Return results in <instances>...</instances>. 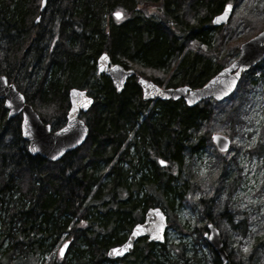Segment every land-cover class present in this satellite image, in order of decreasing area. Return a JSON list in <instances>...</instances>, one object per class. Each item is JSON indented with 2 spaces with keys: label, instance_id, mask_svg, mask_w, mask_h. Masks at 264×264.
<instances>
[{
  "label": "trees",
  "instance_id": "16d2710c",
  "mask_svg": "<svg viewBox=\"0 0 264 264\" xmlns=\"http://www.w3.org/2000/svg\"><path fill=\"white\" fill-rule=\"evenodd\" d=\"M140 1L48 0L36 23L40 0H0V74L16 85L42 121L54 130L62 125L73 86L87 88L94 98L84 115L86 141L58 161L28 151L20 115L9 120L0 99V246L6 242L0 264L207 263L195 253L169 258L165 244L145 238L123 259H111L107 251L125 241L148 207L169 211L185 198L184 160L203 147L217 162L208 179L193 173L192 182L211 198L223 178L215 173L225 164L211 135L221 132L234 139L241 133L254 75H264L263 66L244 71L226 99L189 107L182 99L143 100L135 77L117 90L109 76L97 73L96 60L106 52L112 63L134 69L136 77L166 87H200L239 54L243 41L264 29V15L250 4L236 16L242 0H145L159 7L156 19L138 9ZM228 2L234 4V15L214 26L213 17ZM120 9L128 17L118 23L113 12ZM45 20L52 37L47 47L42 45ZM240 21L250 30L241 41L236 38ZM225 48L228 53L219 58ZM25 74H35L33 94L23 84ZM159 157L167 166L159 164ZM176 217L169 227L181 228ZM67 240L70 246L60 259L56 248ZM49 247L54 258L40 262ZM229 255L231 264H244L243 258L235 263ZM211 263L222 264L215 257Z\"/></svg>",
  "mask_w": 264,
  "mask_h": 264
},
{
  "label": "rangeland",
  "instance_id": "374dc122",
  "mask_svg": "<svg viewBox=\"0 0 264 264\" xmlns=\"http://www.w3.org/2000/svg\"><path fill=\"white\" fill-rule=\"evenodd\" d=\"M144 1L139 3V6L144 9L143 13L150 14L156 19L160 18L159 7L144 4ZM250 4L252 7H256L255 12L258 15H264V0H242L235 15H240L241 11L245 12L247 5ZM260 11L262 12L260 13ZM48 22L44 21L42 29L44 32L42 45L45 47L52 41V37L48 33L51 24ZM239 23L236 38L241 41L246 39L250 30L243 21ZM195 45L196 43L193 44V47ZM205 47L202 49L204 50ZM220 53L219 58L228 53L227 48L222 49ZM261 65L264 71V62ZM34 76L35 74H31L27 77L25 74L23 81L24 86L32 94L36 89V85L33 83ZM254 76L256 77V87L251 91L248 103L244 108L246 124L240 130L242 134H236L234 148L221 156L225 164L222 167V172H216L215 176L219 179L222 174L223 178L217 184L210 199L205 196L204 188L193 184L192 175L194 173L208 179V176L214 171L213 167L217 162V156L214 153L211 156L210 150L203 147L193 157L184 160L182 179L186 185L185 198L175 201L169 211L166 209L164 211L167 213L169 221L174 220V214H176L177 223L182 225L181 227H185L188 232L180 230L179 227L168 228L164 252L169 258L178 256L180 253L190 257L195 253L197 257L205 258L206 264H212L209 247L195 236V233L190 232L194 226L204 223L202 215L207 216L204 207L208 205V215L220 229L233 261L238 263L243 258L244 264H264V75L256 73ZM21 78L23 75L19 73L18 79ZM63 121L65 122V120L62 119V124ZM250 212H253L252 215ZM194 217H197L198 220L194 221ZM234 225H238L237 228ZM243 227L246 229L241 230L240 228ZM245 230L246 233H244ZM257 245L259 247L254 249ZM5 246L6 242H3L0 250ZM245 247L249 249L247 252L244 251ZM59 248L60 246L56 248L58 257ZM53 250L49 247L39 261L46 262L50 258H54ZM124 263L128 264L126 261Z\"/></svg>",
  "mask_w": 264,
  "mask_h": 264
},
{
  "label": "water",
  "instance_id": "95a60500",
  "mask_svg": "<svg viewBox=\"0 0 264 264\" xmlns=\"http://www.w3.org/2000/svg\"><path fill=\"white\" fill-rule=\"evenodd\" d=\"M46 2L47 0H42L40 13L36 17V23L40 21ZM222 12L223 10L213 17L212 22L214 26L224 25L232 15L233 8L227 14L226 19L216 22L215 18ZM105 55L107 56L106 60L102 59ZM261 62H264V29L243 42L240 45V52L237 58L228 66L221 68L200 87L195 88L181 85L164 88L142 77L138 79V83L142 88L144 100H151L156 97L161 100L182 99L189 107H194L205 99L213 98L216 101H221L227 98L237 88L243 70H248ZM96 66L98 73L108 75L119 91L124 88L128 78L135 74L134 70H125L118 64H110L108 53H101L97 57ZM0 99L3 100L4 106L8 110L7 118L9 120L15 118L17 115L21 116L22 136L27 141L28 151L32 155H40L49 161H58L68 152L80 147L88 137L89 127L79 116L81 112L85 113L88 111L94 99L87 94L85 89L78 87L70 88L66 123L54 131L51 129L50 124L42 121L33 106L26 102L25 96L18 91L15 84L10 83L8 78L2 74H0ZM84 104H87V107H84ZM26 132L28 133L27 135H25ZM214 135L217 136L215 140L213 139ZM213 136L212 140L219 151L224 152L229 149L231 144L230 138L220 133H215ZM165 164L166 162L162 165ZM137 226H140V228ZM167 229L168 216L164 210L159 206L149 207L145 212L144 220L132 227L124 242L110 247L107 251V256L111 259L125 257L134 248L136 242L143 237H147L150 242L156 244L164 243ZM208 229L209 231L205 236L208 243L222 261V264H230V256L226 251L220 230L213 223L208 224ZM157 234L162 238L157 239ZM65 244L66 247H64ZM69 246L70 241H66L61 246L64 247V255L61 256L59 254L60 257L66 255ZM113 249H116V252H113Z\"/></svg>",
  "mask_w": 264,
  "mask_h": 264
},
{
  "label": "flooded vegetation",
  "instance_id": "af4514ba",
  "mask_svg": "<svg viewBox=\"0 0 264 264\" xmlns=\"http://www.w3.org/2000/svg\"><path fill=\"white\" fill-rule=\"evenodd\" d=\"M149 2H152L153 3V1L152 0H148ZM148 1H144L143 3L144 4H146V2H148ZM41 2H42V0H40V7H41ZM47 3H48V1H47ZM140 3V2H139ZM139 3H138V9H140V11H142V12H144V9L143 8H141L140 6H139ZM47 5V4H46ZM150 5H154V4H151L150 3ZM46 7V6H45ZM44 7V8H45ZM137 9V10H138ZM120 11H122V13L124 14L120 19H118L119 20V22L121 23V22H123V21H125L126 19H127V15H126V12L123 10V9H121ZM39 12H40V9H39ZM39 14V13H38ZM37 14V15H38ZM36 15V16H37ZM150 15V14H149ZM151 16V15H150ZM152 17V16H151ZM42 19V18H41ZM136 73L132 76V77H135L136 79H138V77H136ZM138 83V82H137ZM138 85H139V83H138ZM140 86V85H139ZM140 88H141V86H140ZM141 91H142V88H141ZM69 97V96H68ZM142 98H143V93H142ZM69 100V99H68ZM144 100V99H143ZM145 101H147V100H145ZM157 101V98L156 99H153V100H151V104H154L155 102ZM205 101V100H204ZM214 133H221V132H214ZM213 133V134H214ZM212 134V135H213ZM221 134H224V133H221ZM212 135H211V140H212ZM225 136H227L228 138H230L228 135H226V134H224ZM232 147V146H231ZM232 149V148H231ZM224 153H226V151L225 152H221V154L223 155ZM159 159H163L165 162H166V164L165 165H162L160 162H159ZM158 162H159V164L162 166V167H165V166H167V164H168V162L164 159V158H162V157H159L158 158ZM202 218H204L205 219V221H204V223L205 222H207V224H205V227L203 226V225H197V226H194V229H192V231H190L191 233L193 232V233H195V236H199V233H202V235H201V238H199L202 242H203V240L202 239H205V241H206V243L207 244H205L204 242V244L207 246V247H209V251H210V253H212L211 255H212V257H215V258H218L219 259V257L216 255V253L214 252V250H213V248L210 246V244L208 243V241H207V239H206V234L208 233V231H209V229H208V223H213L212 222V220L210 219V217H209V215L207 214V216L206 217H204V215H202ZM207 220V221H206ZM180 230H183L184 232H188V231H186L185 230V227H181V228H179ZM144 239V238H143ZM145 239H147V238H145ZM148 241V240H147ZM148 243H154V242H149L148 241ZM224 244H225V247H226V243L224 242ZM135 247V246H134ZM227 248V247H226ZM134 249V248H133ZM133 250H131L130 251V253L132 252ZM129 253V254H130ZM128 254V255H129ZM123 259V258H122ZM220 260V259H219ZM221 261V260H220ZM222 262V261H221Z\"/></svg>",
  "mask_w": 264,
  "mask_h": 264
},
{
  "label": "snow or ice",
  "instance_id": "6c2138e0",
  "mask_svg": "<svg viewBox=\"0 0 264 264\" xmlns=\"http://www.w3.org/2000/svg\"><path fill=\"white\" fill-rule=\"evenodd\" d=\"M232 8H233V5H232L231 3H227V4H225L224 7H223V12H222L219 16H217V17L215 18L216 22H219V21H221V20L226 19V18H227V14L232 10ZM114 15H116V16L119 18V17L121 16V13L118 11V12H116ZM102 59L106 60V59H107V56H106V55L103 56ZM74 91H75V90H74ZM83 106H84V107H87V104H84ZM27 134H28V133L26 132L25 135H27ZM213 139H214V140L217 139V136L214 135V136H213ZM225 139H227V138L225 137ZM253 140H255V138H253ZM222 150H223V149H222ZM33 151H35V149H33ZM53 159H55V157H53ZM160 163H161V164H164L165 161L161 160ZM157 211H158V210H157ZM137 227L140 228V226H137ZM134 234H136V233H134ZM156 238H157V239H160V238H162V237H160L159 234H157ZM64 247H66V244H65ZM64 247H61V248L59 249V254H60L61 256L64 255ZM248 250H249V249H248L247 247L244 248V251H245V252H247ZM113 252H116V249H113Z\"/></svg>",
  "mask_w": 264,
  "mask_h": 264
}]
</instances>
